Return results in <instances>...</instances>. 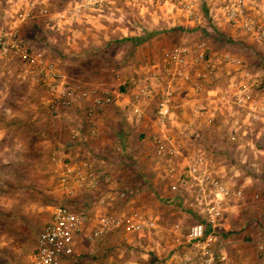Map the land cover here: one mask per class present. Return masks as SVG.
Instances as JSON below:
<instances>
[{"label": "built area", "instance_id": "built-area-1", "mask_svg": "<svg viewBox=\"0 0 264 264\" xmlns=\"http://www.w3.org/2000/svg\"><path fill=\"white\" fill-rule=\"evenodd\" d=\"M114 1L76 0L73 6L52 13L42 0H34L20 22L43 19L52 31L59 32L62 24L72 26L84 13L102 10ZM131 1L140 5L146 0ZM150 1H170L182 12L187 22L201 28L198 0ZM214 1L217 7L209 8L210 23L206 29L202 28L204 37L211 32L215 20L221 19L230 29L242 32L251 37L255 44L264 46V23L256 14L248 12L244 0ZM201 37L191 44L172 48L161 74L146 73L130 81L131 85L138 88L130 108L135 120L142 118L137 104L142 100H155V124L162 130L172 119L175 83L189 85L195 95L202 94L206 86L215 84L218 65L207 58L206 41ZM0 56L16 59L35 71L38 82L49 96L51 115L73 110L88 99L91 102L89 108H84V130L71 127L68 132L69 141L77 155L63 166L59 176L58 184L64 202L53 209L49 222L40 231L28 264H96L88 262L87 258L88 255H94L93 246L118 231L121 232L122 249H139L141 259L148 257L146 264H229L219 234L221 222L228 208L240 212L258 202L259 196L254 194L248 197L243 186L245 181L250 185L257 181L261 176L260 170L240 163V167L231 166L225 177L221 178L214 172L215 158L212 152H194L186 159L184 169L180 172L176 162L182 157V147L171 136L161 133L153 137L152 142L156 159L163 163V175L170 182L168 193L174 198L173 205L185 218L194 216L199 220L187 228L174 226L169 243L164 246L157 242L162 229L157 222L139 211L119 217L105 214L88 231L90 212L88 205L85 207L80 204L81 200L96 196L95 204L104 207L113 202L124 204L130 196L128 190L112 186V177L96 165L94 158L81 153L83 145L87 146L88 137L96 136V114L112 104L111 94L95 88L84 91L72 86L55 63L34 52L20 38L17 27L0 30ZM220 61L227 70L226 80L223 89L214 97L237 114L231 120V128L236 132L241 131V118L251 125L263 123L264 72L244 66L229 54H222ZM198 111L201 109H194V112ZM213 122L214 118L207 120L208 125L212 126ZM211 133H216L215 128ZM228 137L235 141L232 132H228ZM263 215L259 213L258 216L262 218ZM81 240L91 247L89 252H77ZM156 247L161 252H167L159 258L152 254V249ZM256 253L260 264H264V239L256 243ZM98 264L130 263L106 259Z\"/></svg>", "mask_w": 264, "mask_h": 264}, {"label": "crops", "instance_id": "crops-1", "mask_svg": "<svg viewBox=\"0 0 264 264\" xmlns=\"http://www.w3.org/2000/svg\"><path fill=\"white\" fill-rule=\"evenodd\" d=\"M33 1L0 0V30L17 27L20 38L40 55H42L40 51L33 48L43 46V41L49 39V36H51V39L52 37L57 38L59 55H61V52L63 55H69L63 58L61 56L57 57L58 60L55 63L57 68L61 69L62 73H67V75L76 74L84 77L88 76V59L102 57L116 44H122L129 50V55H132L130 64L125 69L126 72L132 71L139 77L146 73L161 74L166 58L172 48L191 44L203 36L202 28L206 29V25L210 23L209 8L215 9L217 7L214 0H198L201 17L200 28L187 22L184 15L170 1L152 2L146 0L143 4L136 5L131 0H116L102 10L84 13L72 26L62 24L61 30L55 32L46 25L43 19L20 22L23 14L30 10ZM42 1L44 6L52 13L65 10L76 2V0ZM244 1L248 12L256 14L264 23V0ZM211 31L217 32V35L212 38L203 36L204 38L201 37V39L203 38L206 41L207 58L218 65V79L215 84L206 86L202 94L195 95L189 85L181 82L175 83L173 85L172 119L161 130L154 120V123L149 122L151 102L155 100H142L137 104L138 109L142 112L140 120L137 121L132 116L130 113L131 102L138 88L129 83L127 89L115 93L111 105L104 107L96 114L95 125L100 139L97 141L98 146L95 144V149L96 151L101 148L107 149L108 144L111 143L110 140L114 139L115 133L118 132L117 136L120 139H134L136 135H138V138H142V136L148 138L153 146L154 154L152 138L159 136L161 133L168 134L182 147V157L176 162L180 172L184 169L186 159L190 158L194 152H212L215 158L214 172L221 178L225 177L231 166L237 168L240 167V163L247 165L248 168L260 170L261 179L251 185L248 184V181H245L243 187L248 197L254 194L259 196L258 202L253 207L259 209L257 215L259 213L264 214V122L251 125L241 118L243 127L241 131L236 132L230 124L237 114L234 113L231 107L219 102L217 97H214L216 93L223 89L226 80L227 70L220 61L222 54H229L231 57L240 60L244 66L264 72V46L255 44L252 38L246 34L230 29L221 19L215 20ZM109 57H113V55ZM61 58L65 60L63 63L60 61ZM74 59L78 60L74 61ZM252 62L253 64H250ZM94 72L91 74L95 75ZM98 74L105 75L106 72ZM85 80L88 81V78ZM67 81L70 83L74 80L69 77ZM78 85L75 87L84 91L97 89L93 85ZM106 92L109 93V91ZM90 106L89 99L82 102L83 108H89ZM195 108H200L201 111L194 112ZM209 118H214L212 126L207 123ZM115 123H122V127L113 133ZM214 128L216 133L212 134L211 131ZM228 132L234 134V142L228 137ZM88 138L89 140L92 139L91 137ZM92 143H90V146H92ZM73 154L74 156L77 155L76 152H73ZM157 161L159 167L152 171L157 172L158 169L160 170L156 174L154 172L151 174V184L153 183L151 186L157 192L154 195L156 201L153 203L154 207L150 208L151 211L148 216L157 222L160 228L163 227V224L165 226L169 223L172 224V219H167L168 217L162 215L163 213L158 208H175V217L180 220L178 225L183 226L182 222L192 221L194 223L198 221L199 219L194 216L185 218L181 211L173 205L174 198L168 193L170 182L163 175V163L158 159ZM106 171L110 174L109 170ZM253 207L246 211L251 213ZM92 208L95 209V212ZM88 211H91L90 213L93 216L98 215V208L95 207L94 201L90 198L88 199ZM233 213V218L239 216L235 215L234 210L228 208L222 219L219 234L228 230L227 221ZM94 226L91 220L87 230L89 231ZM260 235L264 236V227ZM81 241L77 246V252L79 253H82L83 249L85 251V246H87L84 243L80 252L83 240ZM226 246L223 243L224 251L227 249Z\"/></svg>", "mask_w": 264, "mask_h": 264}, {"label": "rangeland", "instance_id": "rangeland-1", "mask_svg": "<svg viewBox=\"0 0 264 264\" xmlns=\"http://www.w3.org/2000/svg\"><path fill=\"white\" fill-rule=\"evenodd\" d=\"M215 35L217 32L211 31L205 36L212 38ZM43 38L46 39L45 36ZM58 48L57 38L51 39L49 36V39L43 41V46L33 49L40 51L47 60L56 63L57 57L69 56L63 55L62 52L59 55ZM129 54L126 47L116 44L102 57L88 59V76L63 73L65 77L74 80L70 81L72 86L93 85L98 90L109 91L113 98L115 93L127 89L132 79L139 77L132 71H125L132 58ZM110 55L113 57H109ZM60 61L63 63L65 60ZM60 72L62 73L61 69ZM93 72L96 74L92 75ZM103 72L106 74H98ZM87 78L88 81H84ZM49 103V96L38 82L33 69L16 59L0 56V264H28L40 231L49 222L53 209L64 202L58 180L63 166L74 159L73 152H76L69 141L68 132L71 127L84 130V108L80 105L55 116L50 113ZM151 103L149 122L155 121L156 102ZM120 127L122 123H115L113 133ZM115 134L105 150L101 146L99 151L95 149L100 139L99 134L91 140L88 139L87 146L83 145L81 148V153L94 158L98 167L109 170L115 188H125L130 192L124 204L113 202L104 207L95 204L98 215L93 216L90 213L93 225L105 214L119 217L139 211L149 215L150 208L154 207L153 203L156 201L154 195L157 192L151 186V174L153 169L159 167V162L153 154L150 140L144 136L138 138V135L134 139H120L118 132ZM117 148L120 150L117 151ZM95 197L89 198L96 203ZM89 198H84L80 204L86 207ZM255 205L256 203L251 207ZM158 210H161L167 219H172V224H163L161 229L164 230L157 240L160 246H164L169 243L171 232L180 220L175 217V208ZM258 211L257 207H253L251 213L246 210L234 211L235 215L239 216L233 218V213L228 218L229 228L220 236L222 242L227 245L225 253L229 264H260L256 243L264 237L260 235L264 227V215L261 218L257 215ZM192 223L182 222L181 226L187 228ZM141 243H145V240ZM83 246L84 242L80 246V252ZM86 249L91 247L85 246V252ZM93 250L94 255H88L87 258L88 262L96 264L106 259L146 264L148 258L141 259L139 249H122L120 231L96 243ZM166 252L167 250L161 252L158 247L152 249V254L159 258Z\"/></svg>", "mask_w": 264, "mask_h": 264}]
</instances>
